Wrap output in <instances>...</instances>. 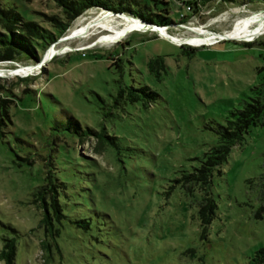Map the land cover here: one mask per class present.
Here are the masks:
<instances>
[{"label":"rangeland","instance_id":"374dc122","mask_svg":"<svg viewBox=\"0 0 264 264\" xmlns=\"http://www.w3.org/2000/svg\"><path fill=\"white\" fill-rule=\"evenodd\" d=\"M138 1L123 0L133 7ZM162 1L174 19L163 27L178 35H188L187 26L227 31L264 11V0L191 8ZM0 3L26 20L62 16L54 0ZM101 11L85 10L64 34ZM100 32L107 30L55 43L39 52L41 65L0 60L8 71L19 67L14 63L36 70L0 75L13 93L0 131V249L13 239L14 264H264V252L256 253L264 246V121L213 172L216 208L203 236V193L182 179L216 143V123L249 97L264 98V30L210 45L173 42L149 29L94 44ZM156 56L165 67L150 72L146 63ZM145 85L157 95L145 98L138 90ZM76 122L101 131L98 153L94 137L79 141ZM47 171L65 184L59 251L42 248L41 209L31 198ZM82 219L87 226L75 223Z\"/></svg>","mask_w":264,"mask_h":264},{"label":"trees","instance_id":"16d2710c","mask_svg":"<svg viewBox=\"0 0 264 264\" xmlns=\"http://www.w3.org/2000/svg\"><path fill=\"white\" fill-rule=\"evenodd\" d=\"M54 1L62 12L61 18L56 15H47V20H42V22L26 20L16 8L2 6L0 3V60L21 61L24 59L31 62L40 60L39 52H44L67 31L74 18L89 8H99L114 13H127L158 26L174 23L173 17L169 15V3L162 0H153L152 4L139 0L136 3V7L124 3L123 0ZM177 1L191 8V5H205L212 2L238 3L240 0H171L172 3ZM162 4L166 7L162 6ZM154 10H157V12ZM161 12L165 15L161 14ZM187 18L188 16L184 15L180 18V21L184 22ZM119 60L120 58L116 57L113 64L118 66L117 62ZM146 65L150 72L165 67L162 56L151 58L147 61ZM19 79L22 78L19 77ZM138 90L147 99H151L157 95L156 92L146 85L138 88ZM123 92L121 88L119 95H122ZM11 94L13 93L10 88L0 84V131L1 126L5 124V120H10L9 108L11 105L7 104V100H11ZM263 121L264 98L259 94L249 97V100L244 101L241 108L231 110L223 123H216L214 127L217 137L216 143L203 153L199 159V164L193 167L192 172L183 175L182 179L185 182H189L191 187H198L203 193L198 208L202 224V236L213 218L216 208L211 196L213 172H221V165L227 159L231 149L240 143L244 133L251 126L259 125ZM73 132L79 134V141L94 137L96 142L94 149L96 153L101 150V131H97L89 126L82 129L76 122V128L73 129ZM64 188V182L55 177L51 171H47L43 183L36 186L31 192L33 204L41 209L38 227L43 229L45 238L41 241V246L47 251H50L52 245L59 251L55 238L60 234V226L66 218L60 202V192ZM80 222H84L85 226L88 225V221L85 219L75 221L77 224ZM259 252H264V246H261L256 253ZM14 256L15 245L13 239H4L0 249V260H3L4 264H14Z\"/></svg>","mask_w":264,"mask_h":264},{"label":"bare ground","instance_id":"6f19581e","mask_svg":"<svg viewBox=\"0 0 264 264\" xmlns=\"http://www.w3.org/2000/svg\"><path fill=\"white\" fill-rule=\"evenodd\" d=\"M116 15L118 18V24H116V26L112 25L114 13L107 11H101V13L97 14L87 21H79V24L70 28L69 31L63 35L60 43L72 41L81 37H87L88 35H91L93 31L98 30L99 28L106 29L107 32H100V35L94 44L115 43L118 38H122L131 31L143 29L156 31L162 37L172 40L173 42H183L190 45H210L223 39H246L253 34L258 35L262 30H264V11H256L248 16L238 19L230 30L223 32L213 31L204 26H187L185 27V30L189 32L188 35H178L170 33L166 30L165 27L161 26H159V28L150 27L143 23L141 20L127 13ZM5 69L0 67V75H13L17 72L29 75L36 71L33 68H27L20 65L18 68H15L14 71L13 69L11 71Z\"/></svg>","mask_w":264,"mask_h":264},{"label":"water","instance_id":"95a60500","mask_svg":"<svg viewBox=\"0 0 264 264\" xmlns=\"http://www.w3.org/2000/svg\"><path fill=\"white\" fill-rule=\"evenodd\" d=\"M109 12V11H108ZM111 13H113V12H111ZM114 14H119V15H122V13H114ZM137 19H140V18H138V17H136ZM141 20V19H140ZM143 23H145L146 25H148V26H150V27H158L159 28V26L158 25H154V24H152V23H149V22H146V21H144V20H141ZM161 27H163V26H161ZM60 40H62V37H59L55 42H53L50 46H53L55 43H57V42H59ZM180 44H182V43H180ZM49 46V47H50ZM48 47V48H49ZM48 50V49H47ZM47 50H46V52H47ZM44 58V57H43ZM42 58V60L40 61V60H38V61H36L35 63H38V64H43L44 63V59ZM14 66H19L20 64H18V63H14L13 64ZM5 70H8V69H5Z\"/></svg>","mask_w":264,"mask_h":264}]
</instances>
